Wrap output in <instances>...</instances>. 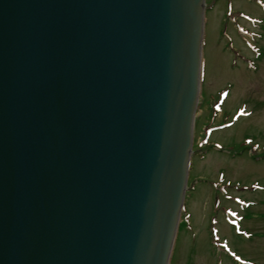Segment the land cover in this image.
<instances>
[{"label":"water","instance_id":"95a60500","mask_svg":"<svg viewBox=\"0 0 264 264\" xmlns=\"http://www.w3.org/2000/svg\"><path fill=\"white\" fill-rule=\"evenodd\" d=\"M205 0H0V264H170Z\"/></svg>","mask_w":264,"mask_h":264},{"label":"rangeland","instance_id":"374dc122","mask_svg":"<svg viewBox=\"0 0 264 264\" xmlns=\"http://www.w3.org/2000/svg\"><path fill=\"white\" fill-rule=\"evenodd\" d=\"M207 2L206 85L228 89L226 104L242 102L247 87L249 108L213 134L227 137L224 151L192 155L189 217L183 226L180 216L170 264H264V0Z\"/></svg>","mask_w":264,"mask_h":264},{"label":"flooded vegetation","instance_id":"af4514ba","mask_svg":"<svg viewBox=\"0 0 264 264\" xmlns=\"http://www.w3.org/2000/svg\"><path fill=\"white\" fill-rule=\"evenodd\" d=\"M205 6L208 5L207 0H205ZM206 10V9H205ZM204 27H205V14H204ZM204 34V33H203ZM204 40V35H203ZM248 44V42L246 41ZM202 61H203V44H202ZM207 79L204 76V70L201 62V77H200V94L198 98L197 104V116L195 114L194 120V134H193V144H192V155L198 156V153L201 151L200 157H203V153H207L206 148H210L211 150L224 151L223 142L227 139V137L221 136L219 138H213V134L217 131H223L234 127L240 120H244L247 116V108L249 105V96L247 93V87L245 88L247 97L240 102L239 104H226L228 89L219 88L217 90H212L208 88ZM211 89V90H210ZM197 138V139H196ZM195 143V144H194ZM206 147V148H204ZM191 155V161H192ZM189 166V174L187 180V191L193 188V184L189 181V177L192 172V166ZM196 182V181H195ZM186 191V193H187ZM185 193V197H186ZM185 198L182 208V224L183 226L187 223L189 213L188 210L184 207ZM180 228V224H179Z\"/></svg>","mask_w":264,"mask_h":264}]
</instances>
